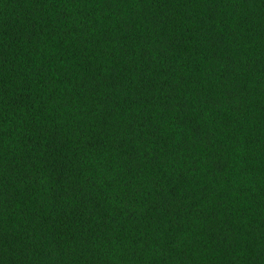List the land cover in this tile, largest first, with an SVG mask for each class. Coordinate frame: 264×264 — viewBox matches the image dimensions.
<instances>
[{
	"label": "trees",
	"instance_id": "trees-1",
	"mask_svg": "<svg viewBox=\"0 0 264 264\" xmlns=\"http://www.w3.org/2000/svg\"><path fill=\"white\" fill-rule=\"evenodd\" d=\"M0 264H264V0H0Z\"/></svg>",
	"mask_w": 264,
	"mask_h": 264
}]
</instances>
